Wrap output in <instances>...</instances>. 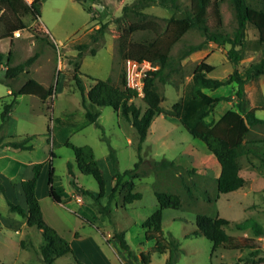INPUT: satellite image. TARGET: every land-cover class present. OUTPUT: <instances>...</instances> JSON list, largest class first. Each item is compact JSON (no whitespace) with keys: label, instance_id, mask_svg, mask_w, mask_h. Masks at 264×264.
<instances>
[{"label":"rangeland","instance_id":"obj_1","mask_svg":"<svg viewBox=\"0 0 264 264\" xmlns=\"http://www.w3.org/2000/svg\"><path fill=\"white\" fill-rule=\"evenodd\" d=\"M32 1L21 0L19 15L25 27L14 32L12 38L3 36V26L0 25V52L4 54L0 62V136L4 140H20L32 135L33 145L32 149L0 147V184L3 186V191H0V264H49L39 258L40 229L28 226L25 219L10 211L7 205V199L24 205L20 181L31 174L32 165L36 162H43L36 184L43 218L70 242L72 248V252L56 257L50 264H138L140 254L148 259V264H165L168 253L154 249V240L145 238L142 226L157 207L155 190L176 193L180 199L178 207L162 210L161 220L163 236L179 242L174 264H264L263 235L253 237L254 248L224 249L213 247L205 236L197 233L195 225L196 215L202 213L227 219L231 227L226 231L230 234L252 236L250 231L232 227L247 218L257 220L264 227V166L254 154L239 156L237 160L244 184L234 191L218 192L219 162L205 143L193 137L175 117L157 114L148 127L139 166V171L144 174L134 180V190L140 192L141 197L124 203L117 195L106 209H100V205L107 204L106 194L114 177L109 152L111 149L115 151L119 171L131 168L138 160L137 133L111 106L90 107L92 111L99 112L97 122L101 127L88 123L76 129L85 120V107L73 74L79 78L85 93L94 82L92 78H109L114 85H121L123 59L118 50L120 37L143 41L150 39L153 33L124 32L136 16L130 13L123 17L122 7L135 0H86L81 4L76 0H43L37 19L29 12ZM178 1L181 6L189 3V0ZM251 2L260 5V0ZM140 10L159 23L171 15L183 16L181 11L158 3H149ZM220 12L222 30L232 37L237 24L232 4L228 0L222 1ZM119 16L121 19L117 20ZM209 23H212L211 19ZM93 33L97 34V41L92 40ZM36 34L43 39L36 38ZM203 39L200 31L190 29L173 45L170 53L175 56L185 45L199 43ZM81 43H87V47L80 57H76L77 45ZM230 46V43L208 42L185 57L179 73L172 74L167 83H157L162 96L160 105L168 109L180 99L184 84L200 61L214 65L208 73L210 77L224 78L235 68L242 71L249 63L258 61L264 49V45L257 44V30L250 24L246 27L243 45L235 47L242 54L237 63L227 56ZM8 50L12 52L11 64L24 60L35 51L39 53L29 67V74L20 73L11 80L13 88L18 90L23 83L26 86L27 81L35 79L45 88L53 85V94L44 99L30 93L19 95L6 119L2 120L3 105L11 99L7 96L8 86L3 81ZM244 88L245 107H258L255 114L264 119V74L245 83ZM215 93L226 95V98L215 105L208 117L212 121L234 107L237 100L231 85L223 86ZM133 101L144 110L140 96ZM85 102L87 104V99ZM56 117L72 124L55 122ZM64 139L93 148L105 177L106 194L99 198L100 203L92 195L77 194L70 184L74 178L92 194L98 192V184L92 175L83 174L76 167L72 149L60 143ZM247 140L252 145L264 146V123L250 126ZM161 159L174 160L176 165L155 168L154 162ZM49 160L54 167L52 184L61 199L59 203L47 192ZM68 162L73 163V174L68 172ZM119 231L124 232L131 254L114 237ZM76 232L78 236H75ZM21 239L25 243L24 248L20 245Z\"/></svg>","mask_w":264,"mask_h":264},{"label":"trees","instance_id":"obj_2","mask_svg":"<svg viewBox=\"0 0 264 264\" xmlns=\"http://www.w3.org/2000/svg\"><path fill=\"white\" fill-rule=\"evenodd\" d=\"M43 0H33L29 4V12L34 19L40 16V7ZM80 4L86 0H76ZM224 0H189L187 6H181L178 0H135L122 7L123 17L130 13L136 16V19L128 23L124 28L126 34L135 31H149L153 33L150 39L143 41H130L120 37L118 43L119 54L122 59L134 58L138 60H148L157 68L148 71L144 78L143 95L140 96L145 108L142 110L135 104L133 98L138 97L137 91L126 86L124 75L122 74L121 85H114L109 78H92L93 84L88 91L84 92V87L79 78L73 74V79L80 87L82 102L85 107V120L79 123L76 129L85 127L88 123H95L98 127L101 124L97 122L98 111H92L90 107L111 106L116 113H119L126 119L137 133V156L138 160L131 168L119 171L117 168V157L113 149L109 152V158L114 170V177L110 191L106 194L105 177L95 156L93 148L90 145H75L68 140H62L60 143L71 148L74 152V162L78 170L83 174L92 175L98 184L96 195L81 186L74 178L70 184L74 187L77 194L92 195L99 203V198L106 194L107 204L100 205V209H106L112 199L119 195L124 203L133 201L141 197V193L134 190L135 178H139L144 172L139 171L142 162V142L147 136L148 127L157 114H164L175 117L184 126V128L193 136L203 141L206 147L214 154L220 164V171L216 178L217 191L227 193L234 191L244 184V179L240 174V168L237 158L241 155L254 154L259 158L264 166V146H255L247 140L250 126L264 123V119L256 116L255 110L258 107H245V88L248 81L264 74V49L262 56L258 61L249 63L242 71L236 68L224 78H214L208 75L214 69V65L204 60L200 61L194 67L190 78L184 84L183 93L180 99L174 102L170 108L165 109L160 105L162 99L157 89V83H167L174 73H179L182 67L181 61L191 53L200 50L208 42H214L219 45L230 43L227 50L228 58L237 63L242 54L236 45H243V38L248 24L257 30V44L264 45V0H260V5L253 4L251 0H228L233 7L236 18V27L231 37L222 30V15L220 12V3ZM149 3H158L163 7L174 11H181L183 16L176 17L171 15L159 23L150 14L140 10L141 7ZM86 10V9H85ZM121 16L117 18L120 20ZM209 19L212 23H209ZM0 25L3 26V36L13 37V33L23 29L25 23L13 7L11 0H0ZM97 28V31L100 30ZM190 29H196L204 35V39L195 44H187L173 56L170 51L173 45ZM1 34V36H2ZM36 38H42L38 34ZM92 40L97 41L96 33L91 34ZM87 47V43L77 45L79 49L76 57L82 55V50ZM94 52V49L91 50ZM38 51L28 56L24 60L11 64V50L5 54L4 61V79L3 81L10 88L7 96L11 97L9 102H5L2 111V120L11 111L16 103V99L21 94H33L40 99L53 94V85L45 88L41 83L32 79L23 83L20 89L12 87V79L20 73L29 74L30 65L38 57ZM4 54L0 52V62ZM231 85L234 87V94L237 97L234 107L225 110L216 120H209L215 105L226 98V95L215 93L223 86ZM87 99V104L85 102ZM263 106V105H262ZM261 107V106H260ZM55 122L72 124L60 117L54 118ZM2 124H0V127ZM32 135H27L20 140H4L0 136V147H11L15 149H32ZM54 145V135L52 138ZM50 155L54 156L53 151ZM155 168L174 167V160L161 159L154 162ZM43 162H36L32 165V172L20 181L21 192L24 198V205L15 203L7 199V205L10 211L15 212L25 219L28 226H36L42 233V240L38 246L39 258L45 263H52L56 257L72 252L70 242L61 236L53 227L45 222L41 210L40 202L36 195V184L40 176ZM68 172L73 174V163H67ZM54 167L52 161L48 162L47 192L55 201L61 202L56 193L53 181ZM0 191L3 186L0 184ZM157 198L156 209L143 221L145 228L144 235L146 239L154 240V249L160 253H168L165 264H174L179 251V242L175 239L167 240L162 234L161 220L162 210L167 207H178L180 205L179 196L169 191H154ZM197 233L205 236L213 247L224 249L242 250L245 248H254V238L264 236V227L253 218H247L236 222L232 227L239 231H250L252 236L230 234L226 231L231 227L230 222L218 215H207L199 213L195 217ZM196 232H193V234ZM78 236V233H75ZM117 237L122 248L130 253L129 245L125 240L124 232L119 231L114 234ZM20 245L24 248L23 239ZM254 253V252H252ZM131 254V253H130ZM138 259L137 256L133 255ZM138 264H148V259L139 255Z\"/></svg>","mask_w":264,"mask_h":264},{"label":"built area","instance_id":"obj_3","mask_svg":"<svg viewBox=\"0 0 264 264\" xmlns=\"http://www.w3.org/2000/svg\"><path fill=\"white\" fill-rule=\"evenodd\" d=\"M29 1V0H27ZM157 65L152 64L148 60H138L134 58H126L123 60V75L125 84L137 91L139 96L143 95L144 78L148 71L154 70ZM81 203V200L78 199Z\"/></svg>","mask_w":264,"mask_h":264},{"label":"crops","instance_id":"obj_4","mask_svg":"<svg viewBox=\"0 0 264 264\" xmlns=\"http://www.w3.org/2000/svg\"><path fill=\"white\" fill-rule=\"evenodd\" d=\"M11 3L13 5V7L16 9V11L18 12V14H20V9H21V6H22L21 5V0H11ZM8 90L10 91V88L9 87H8Z\"/></svg>","mask_w":264,"mask_h":264}]
</instances>
